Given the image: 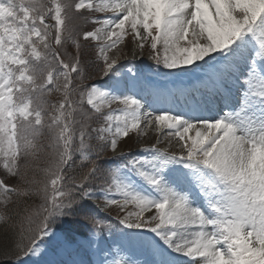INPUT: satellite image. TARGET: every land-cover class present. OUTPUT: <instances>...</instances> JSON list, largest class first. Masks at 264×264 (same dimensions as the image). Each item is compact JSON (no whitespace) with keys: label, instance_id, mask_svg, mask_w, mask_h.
I'll return each instance as SVG.
<instances>
[{"label":"snow or ice","instance_id":"6c2138e0","mask_svg":"<svg viewBox=\"0 0 264 264\" xmlns=\"http://www.w3.org/2000/svg\"><path fill=\"white\" fill-rule=\"evenodd\" d=\"M81 19L99 27L82 31ZM128 34L136 48L149 46L165 79L203 71L190 88L164 90L184 110L149 112L124 90L135 89L138 73L108 53ZM81 37L98 43L99 73L107 80L81 87ZM69 44L74 56L62 54ZM233 89L238 111L204 115L217 107L209 106L215 98L231 104ZM53 93L62 98L49 104L44 97ZM116 103L123 106L119 115L103 113ZM152 127L166 129L179 154L155 145L140 150L150 155L125 151L122 137ZM109 152L123 159L103 169L99 158ZM0 165L19 179L18 187L0 180V202L41 201L24 208L18 255H39L56 236L52 225L102 198L103 210L134 205L118 223L140 230L122 235L149 251L153 264H264V0H0ZM30 169L43 178L30 177ZM95 181L101 196L90 191ZM83 219L94 236L115 227Z\"/></svg>","mask_w":264,"mask_h":264},{"label":"rangeland","instance_id":"374dc122","mask_svg":"<svg viewBox=\"0 0 264 264\" xmlns=\"http://www.w3.org/2000/svg\"><path fill=\"white\" fill-rule=\"evenodd\" d=\"M94 14H99V13H94ZM111 14V13H108ZM49 24H53V20H49ZM79 23L86 27L88 24H84V21L81 19L79 20ZM95 26V25H94ZM89 28V27H88ZM87 28V29H88ZM82 37L80 38L81 41ZM83 40V39H82ZM86 42H91L93 41H86ZM68 50L67 54L70 56L75 55V48L71 46V48H66ZM90 46L88 43H83L82 44V50H81V65L84 68L85 73L88 76L92 75L94 76V79L97 78L99 79H104L103 81L107 80L106 77H103L99 73V68L94 71H90L87 67L86 63H90L91 60H89L88 57H85V53H90L89 52ZM62 53L64 52V49L61 50ZM151 49L149 46L146 44L145 48L143 50H140L136 48V46L133 44V37L131 34H128L124 41L119 44L116 48H114L111 51V56H113L114 53V58L119 56L120 59L118 61V66H132L133 70L138 73V83L135 89H131L130 87H125V91H129L133 94H135V90L137 91V95L139 91L141 90V95L140 99L146 104L147 101H149V105H147L146 110L150 111V106L151 104L154 107H157L158 105L162 106L160 103L158 97L156 100L152 99L150 97L151 95V89L152 88H159L162 90L163 93H165L166 89L172 88L170 87L171 84L174 83L177 85H180V88H190L193 84H195L198 80V78H202L204 73L203 71L197 72V73H188L186 75H182L178 78H170V79H165L159 72L155 71V62L150 59L149 57V52ZM91 56L94 58L93 52H91ZM97 58L102 61V58L97 54ZM111 58V57H110ZM113 58V57H112ZM88 59V60H86ZM96 59V58H95ZM94 62V61H93ZM103 62V61H102ZM200 63H203L202 61ZM87 70L89 72H87ZM122 72L127 73V67L122 68ZM75 75V74H74ZM73 75V76H74ZM86 76V77H88ZM91 82V81H90ZM100 82V81H99ZM102 82V81H101ZM79 84V81H76L74 79L73 81V86ZM93 83H89L91 85ZM142 86H145V89H141ZM150 88V90H149ZM143 92V93H142ZM233 92V100L231 106L228 108V110H239V105L237 103V98L239 96V93L236 92L235 89L232 90ZM136 95V94H135ZM61 96L59 93H53L50 96L44 97V99L48 103L56 102L58 103L61 100ZM51 99V100H50ZM123 106L116 103L113 104L112 107L108 109V111H105V115H107L109 112L115 111L117 115H119V109H121ZM152 107V106H151ZM102 123V121H94L93 126H99V124ZM141 128H143V125H141ZM167 130L165 129L164 131L157 133L155 131V128H149L145 134L143 135H138L136 131H132L129 133L128 137H122L121 138V145L124 147L126 152H131L133 155H150V153H141V149L145 147H152L153 145L159 147L160 149H166L170 153H175L179 154L180 151V145L177 143L176 139H173L171 137H165L164 132ZM189 135L194 136L193 133H189ZM160 140V143H157V140ZM124 141H127L124 143ZM95 143V142H94ZM105 156L108 157H114L110 152L105 153ZM0 174L4 176V178H1L3 182L10 186V180L11 176L4 170L3 166L0 165ZM8 174V175H7ZM135 179V178H134ZM9 183V184H8ZM138 187H143L141 183L138 182ZM96 191H99L100 193L96 192L94 195L96 196H101V184L96 186ZM194 200L197 204L201 203L198 197H196L195 193H193ZM94 201V200H93ZM95 202V201H94ZM98 207V211L100 212H111V217L116 221L118 219L122 218L123 216L127 215L129 212L136 211L134 205H129L124 211H120L119 209L114 208L113 206H109L106 210H103V204L104 201L103 199L96 200L95 202ZM4 203L0 202V211L3 207ZM37 205V204H36ZM34 205V206H36ZM33 206V207H34ZM100 212V214H102ZM148 213L146 216H150L155 214V210L153 209L151 212H146ZM145 213V214H146ZM118 215H123L122 217H118ZM116 221V222H117ZM118 224V223H117ZM27 225L25 224V227ZM120 226V225H119ZM53 228L56 227H51V230L56 233V236L54 238H48L44 243L40 245L41 247V253L39 255H27L21 260H19L15 264H51L53 260L60 259V256L62 254H67L65 256V261L61 260V264H69L68 261L72 260L73 254L69 252L68 248H76V251H82L85 254L82 255L85 261V264H106V262H110L113 259H119L122 261H125L126 264H132L131 260L134 262L136 261L137 253L139 251V248L134 247L136 243L129 241L128 239L123 237V232L121 229L114 231L112 235H108L109 231H107V235L104 237H100L99 235L94 236L93 233H90V235L82 242L80 239L77 238L76 241L73 240L72 238L66 239V242H63L59 237H61V234L56 232ZM123 228V227H122ZM66 235L68 236H74L75 233H72V231L69 232V230H63ZM112 231V230H111ZM150 235V234H149ZM96 237V238H95ZM72 239V240H71ZM75 242V243H74ZM74 243V244H72ZM68 245L70 244V247L64 246L62 247L61 245ZM47 246L49 247L50 250L46 249ZM45 249L43 251V249ZM91 252L92 256L88 255V253ZM100 256V257H97ZM67 259V260H66ZM181 261H187V258L182 257ZM54 264V263H53ZM60 264V263H59ZM191 264V262H189Z\"/></svg>","mask_w":264,"mask_h":264},{"label":"trees","instance_id":"16d2710c","mask_svg":"<svg viewBox=\"0 0 264 264\" xmlns=\"http://www.w3.org/2000/svg\"><path fill=\"white\" fill-rule=\"evenodd\" d=\"M65 51L68 52L67 49H64V52ZM85 57L89 58L87 54H85ZM86 64L91 72L99 67L98 63L93 61ZM87 72L89 71L87 70ZM87 80L88 79L86 78L84 84L87 82ZM84 84L81 85V87H85ZM52 103H56V102H52ZM76 159L78 162L80 157L77 156ZM98 163L103 169H107V166H109V163H106V160H103L102 156H100ZM78 173H79V169L75 174ZM33 174H35L37 178H41V179L43 178L42 172L34 173L32 169H30L29 176L31 177ZM99 183L100 181L93 182L90 186V189H95V186ZM18 186H19V179L17 177L11 176L9 187H18ZM40 202L41 201L39 197L33 198L31 200H25L23 198L18 199L16 196H13L11 203H9L7 206L5 204L3 205L0 211V216L4 217V219H0V264H13L14 261L19 259L23 255V254L18 255V248H17V244L20 241V227H21L20 220L21 217L25 215L24 213L25 207H33L36 204L38 205ZM88 208L90 207L88 206L83 212L77 211L75 215L61 218L56 224L52 225L51 227H56L57 229H62V230H69V232L72 231V233H76V234L81 233L80 230H83L84 227L86 228L92 226L90 222L83 219L84 215L87 214V215L95 216L92 210Z\"/></svg>","mask_w":264,"mask_h":264},{"label":"bare ground","instance_id":"6f19581e","mask_svg":"<svg viewBox=\"0 0 264 264\" xmlns=\"http://www.w3.org/2000/svg\"><path fill=\"white\" fill-rule=\"evenodd\" d=\"M216 100H219V98H216Z\"/></svg>","mask_w":264,"mask_h":264}]
</instances>
